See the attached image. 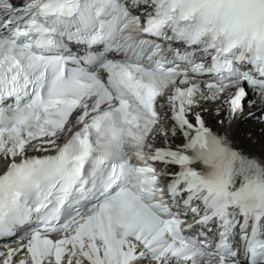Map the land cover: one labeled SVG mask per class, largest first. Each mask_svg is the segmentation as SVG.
Returning a JSON list of instances; mask_svg holds the SVG:
<instances>
[{"label":"snow or ice","instance_id":"obj_1","mask_svg":"<svg viewBox=\"0 0 264 264\" xmlns=\"http://www.w3.org/2000/svg\"><path fill=\"white\" fill-rule=\"evenodd\" d=\"M0 264H264V0H0Z\"/></svg>","mask_w":264,"mask_h":264},{"label":"bare ground","instance_id":"obj_2","mask_svg":"<svg viewBox=\"0 0 264 264\" xmlns=\"http://www.w3.org/2000/svg\"><path fill=\"white\" fill-rule=\"evenodd\" d=\"M211 123V121H210ZM252 126L247 124V123H243L239 126L237 132H236V139H237V142H242L243 140L246 139L245 137V130L246 129H250Z\"/></svg>","mask_w":264,"mask_h":264}]
</instances>
